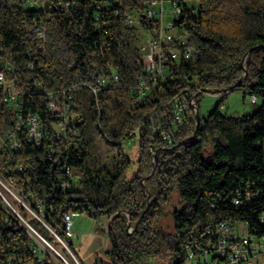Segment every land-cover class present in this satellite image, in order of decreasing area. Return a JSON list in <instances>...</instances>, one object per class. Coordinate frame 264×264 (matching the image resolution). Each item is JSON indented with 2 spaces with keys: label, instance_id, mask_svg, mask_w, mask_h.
I'll use <instances>...</instances> for the list:
<instances>
[{
  "label": "trees",
  "instance_id": "trees-1",
  "mask_svg": "<svg viewBox=\"0 0 264 264\" xmlns=\"http://www.w3.org/2000/svg\"><path fill=\"white\" fill-rule=\"evenodd\" d=\"M19 1L0 0V64L11 66L6 78L24 113L40 119L42 136L39 143L29 139L26 120H19L16 103L4 99L0 87V179L21 199L13 198L17 214L0 196V264H74L71 252L83 264L66 233L71 211L111 220L112 246L98 264H143L148 256L183 264L186 245L208 238L207 229L223 220L246 221L264 235V0H180L183 11L174 25L198 53L175 62L174 76L153 85L152 100L136 106L138 82H150L139 30L159 26L142 15V0H69L68 11L20 7ZM127 11L140 15L137 24H127ZM32 19L45 31L43 48L25 26ZM112 71L119 80L94 93L97 79ZM196 88L222 98L197 126L196 114L171 124L174 99L196 94L199 110ZM237 88L261 99L253 112L222 110L223 98ZM51 93L71 104L70 117L80 114V135L58 134L61 117L49 109ZM153 123L176 132L173 148L157 145ZM138 130L143 142L137 173L129 178L131 161L120 144ZM97 136L120 148L111 167L89 161ZM154 146L157 164L143 182L154 165ZM236 189L258 196L237 207L231 202ZM174 191L181 206L172 210L174 229L167 231L161 221Z\"/></svg>",
  "mask_w": 264,
  "mask_h": 264
},
{
  "label": "built area",
  "instance_id": "built-area-1",
  "mask_svg": "<svg viewBox=\"0 0 264 264\" xmlns=\"http://www.w3.org/2000/svg\"><path fill=\"white\" fill-rule=\"evenodd\" d=\"M164 2L165 0H142V15L148 19L159 20V26L152 31L153 33L146 31L144 39L140 43L142 61L149 74L150 82L144 80L138 82L132 97L133 106L152 100L153 85L174 76L175 62H178L182 58L188 59L198 53V49L188 44L187 37L175 27L174 20L166 27L162 25L165 11ZM170 2L175 15L174 19L179 18L183 11V4H181L180 0H170ZM18 5L20 7H38L43 10L53 5L57 6L60 11H68L71 8L69 0H20ZM196 6H198V3ZM124 16L128 25L137 24L140 20V15L132 11L125 12ZM25 26L32 33L36 34L38 46L39 48H43L45 44V31L42 29L43 27L35 19H32L29 23L27 21ZM9 69H11V66L8 63L0 64L2 95L4 99L16 103L19 120L25 119L27 122L29 139L39 143L42 136L40 119L30 111L24 113L22 104L19 105L18 102L22 103V99L18 94L19 92L16 90L14 84L6 78V70ZM117 80H119L118 72L112 71L109 75L100 76L92 87V90L94 93H97L100 87H104ZM196 89L197 93L205 91L202 88ZM50 96L52 97V100L49 102L50 111L61 117L57 127L58 134L80 135L81 131L77 127L80 114L74 113L70 117V112L73 110L71 104L64 97L61 99L52 93ZM249 98L252 103L258 102V97L255 94H250ZM197 107L196 94L192 96L186 94L184 97L174 99L170 107V123L182 124L188 115L192 116L196 114ZM69 122L71 125H69ZM157 132V145L164 148H173L176 145L175 131H165L161 125L153 123V133ZM142 142V139H140V143ZM12 145L18 146V141L14 135L12 136ZM155 148L154 146L153 149L157 153L159 148ZM65 171L68 176L74 174V169L69 166L65 168ZM0 182L6 184L1 179ZM68 184V181H64L62 186L66 187ZM8 189L13 193V190L9 186ZM0 196L18 214L1 191ZM256 196L258 195L249 190L244 192L241 189H236L232 192L231 202L239 207ZM74 214L72 211L65 214L67 221L66 233L69 238L72 236L71 224ZM23 220L26 222L28 228L35 232L24 218ZM259 221L264 224V209L259 214ZM206 234L209 235L208 238L204 240H192L186 245L183 264H264V235H258L254 230H251L246 221L223 220L217 223L214 228L207 229ZM39 237L50 245L42 236L39 235ZM38 249L39 247L36 246L35 251Z\"/></svg>",
  "mask_w": 264,
  "mask_h": 264
},
{
  "label": "rangeland",
  "instance_id": "rangeland-1",
  "mask_svg": "<svg viewBox=\"0 0 264 264\" xmlns=\"http://www.w3.org/2000/svg\"><path fill=\"white\" fill-rule=\"evenodd\" d=\"M190 5L196 4V0H188ZM165 11L162 25L168 26L169 23L174 20V13L172 11V4L170 0H165ZM139 42L144 39V31L139 30ZM153 33V32H151ZM221 94L213 93L210 91H203L198 96L199 102V115L204 117L207 113L221 100ZM261 99H258L257 103H252L249 98V93L243 91L240 88L230 91L223 98L222 110L229 115H243L253 112L260 104ZM98 141V147L92 150V155L89 157V161L92 160V164L113 166L117 163L119 146L111 145L106 142L100 136L96 137ZM140 145V132H136L135 136L131 139L121 142L120 147L122 152L129 157L131 163L127 170V177H132L137 173V159L139 155ZM150 172V171H149ZM148 172V173H149ZM73 179H77V175L73 176ZM144 182V181H143ZM0 191L6 197V199L12 204L13 198L20 200L17 194L9 191L7 184L0 182ZM21 201V200H20ZM13 206V204H12ZM181 206V198L178 191H174L171 195L169 203L166 205V214L162 218L163 228L167 231L174 229V221L172 218V210ZM14 207V206H13ZM31 212V211H30ZM32 213V212H31ZM134 228L129 226V232ZM72 241L74 249L83 264H98L101 259L107 258V251L111 248L112 243L108 233V222L106 218H101L99 222L89 217L84 213L74 214L71 224ZM43 245L48 246L51 250L55 247L48 245L42 240ZM64 247H67L65 243L61 241ZM56 249V248H55ZM59 252V251H58ZM70 252V251H69ZM60 253V252H59ZM71 254V253H70ZM72 256L74 264H81L78 258ZM143 264H169L167 257H145L142 260Z\"/></svg>",
  "mask_w": 264,
  "mask_h": 264
},
{
  "label": "water",
  "instance_id": "water-1",
  "mask_svg": "<svg viewBox=\"0 0 264 264\" xmlns=\"http://www.w3.org/2000/svg\"><path fill=\"white\" fill-rule=\"evenodd\" d=\"M205 91H207V90H205ZM196 121H197V124H199L200 123V115H199V110H198V107H197V110H196ZM157 164V153H155L154 154V165H153V167L150 169V172L148 173V174H146L144 177H143V179H142V181H144V179H145V177H147V176H149L153 171H154V168H155V165ZM148 194H150L149 193V191H148ZM119 213H117L116 215H118ZM111 223V220H109L108 221V224H110ZM129 223H128V228H129ZM71 252V251H70ZM71 254L74 256V254L71 252ZM75 257V256H74ZM69 264V263H68Z\"/></svg>",
  "mask_w": 264,
  "mask_h": 264
},
{
  "label": "crops",
  "instance_id": "crops-1",
  "mask_svg": "<svg viewBox=\"0 0 264 264\" xmlns=\"http://www.w3.org/2000/svg\"><path fill=\"white\" fill-rule=\"evenodd\" d=\"M107 220V219H106ZM107 222H108V220H107ZM102 260V259H101ZM104 261H107V258L104 260Z\"/></svg>",
  "mask_w": 264,
  "mask_h": 264
}]
</instances>
